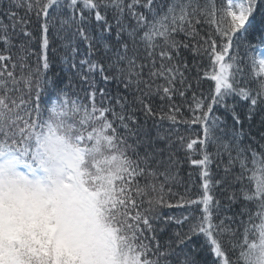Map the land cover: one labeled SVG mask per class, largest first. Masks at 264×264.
<instances>
[{
    "label": "snow or ice",
    "instance_id": "1",
    "mask_svg": "<svg viewBox=\"0 0 264 264\" xmlns=\"http://www.w3.org/2000/svg\"><path fill=\"white\" fill-rule=\"evenodd\" d=\"M0 264H264V0H0Z\"/></svg>",
    "mask_w": 264,
    "mask_h": 264
},
{
    "label": "trees",
    "instance_id": "2",
    "mask_svg": "<svg viewBox=\"0 0 264 264\" xmlns=\"http://www.w3.org/2000/svg\"><path fill=\"white\" fill-rule=\"evenodd\" d=\"M259 28H260V25H259V18H258L254 28L252 30H250L251 35L248 37V42H251L253 44H259L260 43V31L257 30ZM33 43L35 44V41ZM53 47H56V45H53ZM33 51L36 53V55H33L31 57V64H32V67L35 69L40 64V61L38 59V57L40 55L39 46L36 45L33 48ZM60 56H62V53H57L56 55H53L52 51L51 50L49 51V60H50V63L52 66L47 71L48 77H53L55 74H58V73L63 74L62 73L63 65L59 59ZM207 89H208V85L206 84L204 86V90L207 91ZM229 103H232V101L230 100ZM236 104H237L238 110H242L246 106V102L240 98H237ZM217 114L222 115V112L217 113ZM181 131L183 132L185 130L182 128ZM198 131H199V129L196 126L190 125L186 134L190 135L192 138H195L196 133ZM189 174H191V175H189ZM180 175L182 178L180 180V182L176 186H173L171 188L172 195L169 196L166 194L167 202H169L173 205L179 203L181 201V197H185L186 199H196L198 197V195L200 194V192L202 191V188H201L202 181L200 180V178L198 176V170L197 169L186 164L184 166L183 170L181 171ZM166 193H167V190H166ZM194 209H195L194 205H186L183 208L165 207V208L161 209V211L168 216H173V217L179 218L182 215L191 214L194 211ZM176 230L177 229L175 227H173L169 231L174 232ZM184 230L185 231L187 230V226H185ZM164 239L167 240L168 237L165 236ZM203 243H204V237L203 236H194L192 239V242L190 244V247L195 246V247L199 248ZM205 257H206V253H205Z\"/></svg>",
    "mask_w": 264,
    "mask_h": 264
}]
</instances>
